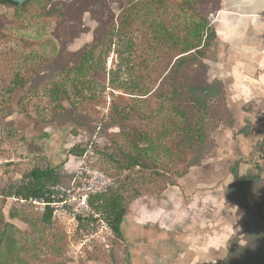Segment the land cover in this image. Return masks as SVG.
I'll use <instances>...</instances> for the list:
<instances>
[{
	"label": "rangeland",
	"instance_id": "rangeland-1",
	"mask_svg": "<svg viewBox=\"0 0 264 264\" xmlns=\"http://www.w3.org/2000/svg\"><path fill=\"white\" fill-rule=\"evenodd\" d=\"M102 1L101 8L97 0H53L54 13L47 0L0 3V264H230L229 241L246 243L235 162L239 176L260 173L246 187L264 207V79L232 67L239 41L229 20L233 5L243 12L255 7L232 0ZM84 3L94 14L82 11ZM122 10L129 24L111 37ZM243 16L264 22V14ZM202 24L215 32L203 49L208 78L222 82L225 99L222 110L207 115L204 147H188L181 142L185 122L170 105L168 72L186 45L207 40ZM261 37L264 46V30ZM55 84L72 105L63 94L52 98ZM32 139L49 142L43 148L54 154L23 155ZM49 156L60 163L57 183L72 184L80 165L115 181L111 188L128 202L123 241L113 232L75 256L79 232L68 219L52 213L48 223L36 204L5 196L32 168L53 165ZM137 225L149 233L142 242ZM160 227L177 234L175 249Z\"/></svg>",
	"mask_w": 264,
	"mask_h": 264
},
{
	"label": "trees",
	"instance_id": "trees-1",
	"mask_svg": "<svg viewBox=\"0 0 264 264\" xmlns=\"http://www.w3.org/2000/svg\"><path fill=\"white\" fill-rule=\"evenodd\" d=\"M0 3L15 7L20 6V4L10 0H3ZM97 3L100 4L101 8L104 6V4H101L103 3L102 0H97ZM83 10L94 14L87 3L82 4ZM122 11L118 25L116 27L112 25L108 31V35L111 37L119 36L129 24L130 15L124 10ZM198 30L206 32L205 39L207 40L203 42L202 36L197 44L190 43L186 45L184 51L174 60L168 72V77L172 81L170 105L173 111L185 122V125H183L184 137H182L181 142L188 147H204L206 141L205 126H207V120H209L207 115L211 114L217 107L222 110L225 99L222 82L209 80L207 66L204 63L205 52L203 49L215 37V32L206 24L199 25ZM77 36V33L73 34L69 37V40ZM16 84L19 85V83ZM52 94V98L56 101L62 94L70 100L68 91L58 84L53 87ZM70 104H73L72 101ZM232 124L233 122L230 119V125ZM244 134L248 135V131H244ZM73 150L71 149L69 153L76 155ZM130 163L138 164L137 161ZM56 169L53 165H49L44 169L32 168L25 173L24 180L26 182L23 181L20 186L15 188V191H12L14 187L11 186L5 196L44 197L49 192L51 184L52 186L55 185L60 178ZM231 173L234 180L239 182V191L242 196L240 204L244 206L243 224L246 243L242 245L239 243L238 237L232 238L229 241L227 259H230V264H264V207L260 200L248 195L246 187L247 182L258 178L260 173L239 176V162H235L231 168ZM91 206L102 214L104 219L110 223L115 236L123 241L122 224L127 214L128 202L120 189L108 188L106 191L93 196ZM51 215L52 212L48 209L43 214V219L49 223Z\"/></svg>",
	"mask_w": 264,
	"mask_h": 264
},
{
	"label": "built area",
	"instance_id": "built-area-1",
	"mask_svg": "<svg viewBox=\"0 0 264 264\" xmlns=\"http://www.w3.org/2000/svg\"><path fill=\"white\" fill-rule=\"evenodd\" d=\"M4 160L0 157V165ZM115 185V181L100 170L92 169L88 165H80L78 175L72 184L56 183L49 192L41 198H24L15 196V201H30L37 205V209L46 212L48 209L54 215L68 219L74 230L79 232L80 242L76 247L75 256H82V248L90 245L93 239L106 241L113 236L110 223L102 214L97 213L91 206V198Z\"/></svg>",
	"mask_w": 264,
	"mask_h": 264
},
{
	"label": "crops",
	"instance_id": "crops-1",
	"mask_svg": "<svg viewBox=\"0 0 264 264\" xmlns=\"http://www.w3.org/2000/svg\"><path fill=\"white\" fill-rule=\"evenodd\" d=\"M232 7L236 9L234 11V14L236 17H233L232 19H229V18L228 19L235 20L233 24V33L234 34L237 33V34L233 35V38L239 41V44H238L239 48L235 52L237 62L232 67H234L235 71H237L239 74L240 73H254V72L262 73L263 75L262 79H264V50H263L264 46L258 44V41H257L260 38L262 39L261 33L264 30V22H261L258 19H255V21L254 20L251 21L250 18H246L243 16V15H259V17H261L262 14H264V12H260V10H257L255 8H250L251 9V11H249L251 12L250 14L249 12H243L240 7H236L234 5ZM229 9L230 8L226 6L222 11L227 12V11H230ZM244 13H247V14H244ZM240 19L246 20L245 22L247 23L241 26L242 21ZM252 43H253V46H252ZM245 76L243 77L250 79L252 77V74H247ZM239 77H241V75H239ZM42 141L43 140H37V139H32V140L27 141L25 144L22 145L23 151L21 153L22 154L24 153L23 155L27 157H31L36 154H44V155L54 154L52 151L43 148V147H48L47 145L49 144V142L46 143L47 144L46 145V144H43L44 141L43 142ZM49 147H51L50 144H49ZM55 147H58V145H55ZM49 157L51 159V163H53V167L55 168L60 167L59 165L60 163H57V161H55V159L52 158L51 156ZM160 226L163 228L162 224ZM138 227H139L138 225L135 227L137 232L135 230L134 234L136 237V241L142 242V240L145 237H148L149 233L146 231L141 233ZM162 228H161L162 230L161 233L163 234L161 235L162 236L164 235V237L166 236L167 238L166 242H168L166 246L167 247L170 246L171 249H173L174 247L175 249L177 246L174 245V242L177 240V234L176 233H172L171 235L170 233L167 234L168 231H165L166 229L164 230ZM153 232H156V228L150 232L151 236ZM143 235H146V236H143ZM182 238L183 237L180 234L179 239L182 240Z\"/></svg>",
	"mask_w": 264,
	"mask_h": 264
},
{
	"label": "bare ground",
	"instance_id": "bare-ground-1",
	"mask_svg": "<svg viewBox=\"0 0 264 264\" xmlns=\"http://www.w3.org/2000/svg\"><path fill=\"white\" fill-rule=\"evenodd\" d=\"M235 4H249L252 7L264 10V0H232Z\"/></svg>",
	"mask_w": 264,
	"mask_h": 264
},
{
	"label": "water",
	"instance_id": "water-1",
	"mask_svg": "<svg viewBox=\"0 0 264 264\" xmlns=\"http://www.w3.org/2000/svg\"><path fill=\"white\" fill-rule=\"evenodd\" d=\"M0 1H3V0H0ZM10 1L16 2L21 5V4H25L28 1H37V0H10ZM47 1H48V6H49V12L54 13L55 10L53 6V0H47ZM66 1H69V0H66ZM249 11H251V9ZM249 13L251 14V12Z\"/></svg>",
	"mask_w": 264,
	"mask_h": 264
}]
</instances>
